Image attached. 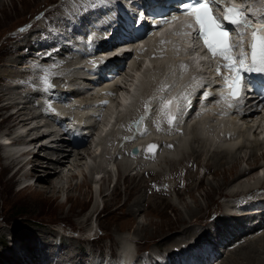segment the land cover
Returning <instances> with one entry per match:
<instances>
[{"label": "rangeland", "instance_id": "rangeland-1", "mask_svg": "<svg viewBox=\"0 0 264 264\" xmlns=\"http://www.w3.org/2000/svg\"><path fill=\"white\" fill-rule=\"evenodd\" d=\"M66 1L70 3V0L0 1V76H3V80H0V92L4 91L6 96L3 97V95L0 94V97H2L0 99V135L13 130L12 124L15 123H13L14 119L8 120V114H10L9 111H11L12 108H9L10 110L1 109L4 103H10V100L15 99L13 102L18 103L20 108H22L24 105L23 103L28 100L29 102H26L28 111H24L28 116H32L31 114L33 112L34 115L38 110V114L42 112V118H46L44 114L50 117V115L45 112L46 108L42 110L41 107L40 110L36 106L38 103L42 104L43 102L46 107L47 105L51 106L50 102H48V98L50 95L55 94L51 92L53 91L54 84L50 83L51 87L47 89L44 88V84H39L40 87L44 88L43 90L45 93H47V91L49 93L42 98L35 96L32 88L28 89V91H23L19 86L22 85L20 81L25 80V78H29V80L34 82L33 84L37 86V84L40 83L39 80H41L40 76L49 71L45 68V65H50L52 74L55 76L60 75L62 79H66L64 77L66 72L59 70V67L47 62L46 58L50 59V56L55 64H59L61 62V55L53 56L52 53L49 55L48 51L52 50V52H54L57 51V48H60V51L65 52L64 49H67L68 46L65 43H61L65 34L68 33L69 35L71 32L77 33L80 27L85 29V26L82 24L84 21H80V17L76 21V26V23L72 22V19L62 16V14L64 13L72 17H77V15L73 14L74 8L80 12L85 10L82 1L86 0H77L76 3L71 6L68 5ZM98 1L99 0H92L91 4H95L96 7L98 5V8H100V5L97 4ZM42 10L44 11L37 15ZM44 12H49L45 20L42 19ZM34 16L35 18H33ZM95 16H99L98 11L93 9L85 10L84 18H94ZM30 20L32 22L27 26L26 23ZM33 20L38 21L29 28V26L34 23ZM89 22L90 21L86 19V23L89 24ZM75 38L76 37H74V39ZM64 57L65 56H62V61L65 59ZM19 60L20 62H17ZM61 67L63 68V66ZM137 68H139V65H137ZM157 71H159V69H157ZM160 72H158V74L162 76ZM17 73L20 75L15 76ZM143 79L144 78H142L140 83L142 85L144 83L143 87L145 85L146 88L149 87L147 83L148 80L145 78L143 81ZM155 80L156 78H151V81ZM58 85V88L62 87L60 89H64L63 84ZM143 90L146 92L149 89ZM21 92H23V94ZM110 98L111 97L108 95L107 99ZM36 99H39V102H36ZM55 99L56 97L54 96L53 100ZM101 100L103 99L101 98L100 101ZM49 109L51 110V108ZM114 113L115 115H120L119 111ZM45 121L47 120L43 119L37 123H43ZM168 121L169 116L165 115L163 123L158 127V131H160L159 129L165 128L164 141L166 142V144H164L165 142L161 143L162 147L159 146V149L164 150L163 148H169V145H171L173 147L171 149L172 151L176 148L175 145L178 143V140L170 136L169 130L172 128L175 129V126H173L174 122L170 124ZM121 125H124L125 131L129 126L126 122H122ZM143 126L145 127V131ZM143 126L135 132L132 130V137H134V139H138V137L142 138L147 135V125ZM155 129L157 128L155 127ZM129 130H131V128H129ZM131 134L130 132L129 135ZM187 134H189L192 140L189 131ZM115 135L116 132L113 133V136ZM147 136L149 138L151 135ZM177 136H179V134ZM187 137L188 135L186 138ZM155 139L157 138H149L146 142L148 144L143 143L145 146H148L149 144L155 143ZM201 143L192 140V144H196L194 148L191 149L194 150V155L189 154L188 151L182 152L178 149L179 152L176 150L174 154L168 153L166 154L167 156H162L154 168L149 167L146 169L141 162H138V172L137 169L131 165L125 153H123L125 155L124 158L119 154L120 157L116 156L113 160L112 154H108V151H106L107 153L104 151L105 154L103 156L106 155L104 158L103 156H96V161L93 159L94 157L90 158V161L93 160L94 163L93 161L91 162L96 165V167L91 168L88 164H82L85 170L84 172H87V178L84 182L81 176L74 180H67L66 178L67 181L63 183V186L60 188L61 192L58 194L53 192L50 193L46 188V190L41 192L43 187H47L48 181L46 180L39 182L40 184H38V187H30L34 189L24 190L25 188H22V190L20 187L23 184L22 177H24L23 174L26 170L24 169L19 172L20 174L14 175L17 172L15 169L16 166L14 167L13 164H10L5 155H3L2 146L0 145V264L9 262L6 261L5 258H10L9 253L11 254L13 251L17 250V243H13V238H16L19 233L23 232L28 235L23 238L18 237L19 239L30 240L38 244L40 240L38 239V242L36 236L41 234V236L45 237L41 238V240L45 243L46 252L44 253V257L46 258V254H48L50 258L51 256L53 257L56 248L59 252L66 250V254L71 260L70 264H81V262L88 259L89 256L95 259L98 256L100 262H103L102 264L115 262L116 257L114 255H116L120 245L126 242L127 239H133L132 241L128 240V243L132 244L131 246L135 253L134 259L136 264H163L162 261L166 259L169 260L168 264H176L168 254H172L175 248H182L183 244L187 242H181L180 245H175L173 248L167 249L168 246L166 241L168 242L170 238L174 239L180 236V234L182 235L183 231L187 228L196 231V235L192 237L194 239L197 235L201 234L204 229L217 223L224 232L228 234L230 232V235L233 236L231 233H233L234 227L228 226L231 220L226 224L222 223L223 220H221V218L224 216V214H222L223 208L232 212L236 211L234 210V205L239 207L240 202L248 198L251 193L242 195L243 197H238L236 195L238 193L232 194V192H235L240 186L238 184V187H236L235 182L241 180L243 177L240 176L241 174H236V172L229 173V171L225 170L232 168V165L221 169L217 157L211 159L209 155H207V150L204 148V145ZM200 144L201 150L197 148ZM36 146L38 148L40 144ZM128 148L129 144L126 146L127 150ZM19 149L23 151L25 148L20 147ZM30 149H32V147L27 148V150ZM109 149L112 150V147H109ZM242 150H245L242 157L246 156V161L249 160L250 150ZM43 153L42 151L40 154L42 155ZM145 154V157L156 160L155 155L158 156L160 153L157 151L154 156H151L148 155L146 151ZM241 154L242 153H239L240 156ZM224 155L225 154L216 156L223 157ZM259 155L261 156L259 160L253 161L251 164L254 165V168H259L264 162L262 150L259 151ZM169 157H174L175 159L170 161V159H168ZM36 158L35 160H38V157ZM83 162L86 161L83 160ZM98 162H100V164ZM253 167L248 166L246 162L242 164V168L246 170H250ZM37 168L40 169V167L36 166V169ZM98 170L104 172H102L103 174L100 173V176L105 175L104 178H107V182L104 184L101 182H96V184L92 183V181H94V174ZM80 171L82 172V169L77 172L81 173ZM92 171H94L92 174L93 176L90 175ZM253 172H255V170ZM66 173L67 172H65V174ZM137 173H139V177ZM38 174L44 176L42 172H38ZM203 175L206 178L202 180V185L199 186V180L203 178ZM97 179L98 178L95 177V180ZM34 180H38L37 175L34 177ZM250 184L252 185V182L248 183V185ZM221 185H224L223 189L221 188L222 191L213 193V191L218 190ZM98 190L100 192L99 195L97 194ZM253 191L251 190V192ZM69 198L72 199L70 200ZM231 206H233V209ZM139 207L142 211L135 214L136 212L134 210H137ZM189 207L193 209L200 207L199 211L201 209H203V211L201 210L202 212L198 214L197 217L190 219L191 212ZM95 209L97 212L94 214L96 211ZM213 214L217 215L216 219H210ZM243 214L244 212L240 213V215ZM249 215H247V217H253L252 214ZM182 217H185L186 220H183ZM196 220H199V222L196 223ZM262 221L258 228L251 227L253 223L251 221V223L248 222L246 228L248 227L247 229L250 231H247L246 234L248 235L259 229L262 230L261 233L264 232L261 226ZM255 222L257 223V220ZM139 225H141V228L138 229ZM223 225L224 229L222 228ZM209 229L212 231L214 230L212 227H209ZM257 234L260 235L257 232L252 236H256ZM247 235L243 237L244 240L247 238ZM57 236L64 237V242L62 243L63 247L61 249L58 248V243L57 246L54 245ZM139 236L142 238L146 237V239H139ZM249 236L251 235H248V238ZM192 238L188 240L190 241ZM242 240L243 239L239 241ZM221 250L222 253L227 251L225 248ZM16 253L21 259L25 256L24 253L17 251ZM164 253L165 255H163ZM228 253L229 252H227L225 259ZM58 259H63L60 263L65 264L64 260L66 256L58 257ZM217 259H215V261ZM11 261H13V259H11ZM118 262L120 263V261H117L116 264H119ZM178 262H180V259H178ZM219 263L220 261L215 264ZM227 264L231 263L227 262Z\"/></svg>", "mask_w": 264, "mask_h": 264}, {"label": "bare ground", "instance_id": "bare-ground-1", "mask_svg": "<svg viewBox=\"0 0 264 264\" xmlns=\"http://www.w3.org/2000/svg\"><path fill=\"white\" fill-rule=\"evenodd\" d=\"M86 1L92 3V0H86ZM257 2H258L257 0H251L249 3V8L254 9L256 7ZM259 4H264V0H260ZM98 7L99 6L97 5V8ZM259 8L261 11V6ZM261 15L262 13L260 12V16ZM87 20L90 21L89 19ZM117 31L118 33H121V34L126 33L124 30H122V28ZM112 35L113 33L111 32L110 37ZM106 37H109V36H106ZM180 41H183L182 38L180 39ZM176 44H177L176 42H170L164 46L165 49L156 50L158 52L159 57H157L153 61L150 60L148 56H146V58H144L143 60L148 59L149 62L153 65V72L146 70L145 72L147 73L145 72L142 73L140 69L137 68L136 70L135 69L130 70L129 73H124L125 71L121 70L117 75H114V74L110 75L109 74L110 72L106 73L105 70H102L99 67L93 65L91 81L83 80L84 76H86L83 73L81 74L78 73L79 78H73L67 81V79H62V77H60V79L57 78L54 74L51 73L52 70H50V65H45V68L49 70L47 71L49 83L54 84L53 91L51 92L55 94L50 95L48 98V102H50L51 106L47 105L46 107L44 102L42 104L38 103V105L42 107V110L46 108L45 112L49 114L50 117L49 116L47 117L44 114L46 118H42L41 117L42 112L41 113L39 112L40 114H38V110L34 114L35 116H38L37 118H35V116L33 115L34 113L33 111H32L33 113L31 114L32 116L26 115V113L24 112L25 110L28 111L26 102L23 103L24 105L22 108H19L18 103L13 102L15 99L10 100L12 103H15V104H12L11 102L6 103V104L4 103V105L1 108L3 110H10L9 108H16L14 112H11L10 114H8L9 118L7 117L8 120L14 119L13 123L14 122L15 123L12 124L13 130L0 135V138L3 140V143L5 145V150H6L5 157L10 162V164H13L14 167L15 166L18 167L17 172L14 175L20 174L19 172L24 169L26 170V172H24L23 174L24 177H22L23 184L27 183L29 180H33L36 175L38 176V180H36L33 184L23 187V189L24 188H25L24 190L34 189L30 187H38V184H40L39 182L46 180L48 181L47 187H43L41 192L47 189L50 191V193L53 192V193L58 194L61 192V189H60L61 186H63V183L67 181L68 179L74 180L81 176L84 182L87 178V175H86L87 172H84L85 170L83 169L82 164L84 163L86 165L88 164L91 166V168L96 167V165L93 164L94 161L91 160L93 161V163L90 161V158H92V155L91 156L87 155L84 158L85 153L88 152L89 147H90V145L84 146V143H87L89 140L93 141L94 147H95L94 149L95 152L93 155L94 160L96 157V152H98L99 150L102 149L103 151L106 152L107 150L111 149V148L109 149V141L107 138L113 136L114 131L113 129H110L108 126L109 120L115 116L114 112L119 111L122 105L131 101L132 100L131 98L133 97L130 91L126 89H118L116 86V83L118 81L125 79L129 82L128 87L132 88L133 81L136 78H140V81L142 80V78L144 79L146 78L148 80L147 82L149 85V87H147L149 89L147 91L148 93L154 89L156 90V88L161 86L160 90L158 91L155 97L156 100L154 101V107L151 108L150 114L147 118L148 122L145 124V126L147 125L146 126L147 135H151V130H152L151 123L153 125H160L161 123H163L161 121L163 119L161 113H159L161 119L157 118L156 120H154V117H156L157 115V109L160 112V107L157 106V103H163L164 101H166L165 99H168V95L174 89L178 87L179 88L178 91L182 92L181 98L184 100V97H188L189 101L186 103L184 100L183 108L184 107L185 108L184 109L182 108V110L176 115L175 120H174L173 126H175V129L172 128L169 130L170 136L175 137L174 139L178 140L177 141L178 143H176L175 145L176 148L170 151V153L174 154V152H176V150L178 151L179 149L182 152L188 151L189 154L194 155L193 154L194 150H191V149H193L194 145L196 144H192V140L195 142H200V143L202 142L201 144H203L204 148L207 150V155H209L211 159H213L214 157H217L219 161V166L221 165V169L226 168V166L230 167L232 165V168L228 170L225 169V170L229 171V173L236 172V174H241L240 176L243 177L241 180H237L235 182L236 187H238L237 186L238 184L240 186L238 189H236L237 191L235 190V192H232V194L238 193L236 195L240 197L242 195L250 193L251 190L253 191L255 189H264L263 187L264 186V162L260 165L259 168L258 167L254 168L253 167L254 165H251L253 161H258L259 157H261L259 155L260 150H262V157L264 160V138H263V132L260 131L261 122L253 121L254 119L260 116L261 112L258 111V109H256L253 112L243 117H237V116L229 117L228 115H225L224 113L215 111L214 107L213 108L211 107L210 109L200 107L198 108L200 110L199 113L196 112L197 108L195 109V107H193V111L191 112L189 108L191 106H194L195 101H199V98L203 94L205 88L204 86H202V83H200V78L197 75L198 73L192 72L196 70L188 69L189 65L194 63L193 62V60L195 59L194 52L191 51V48H189L191 53L187 52L186 49H183L181 52H175L174 48ZM118 47L123 49L124 51L127 50L128 47L132 48V46L130 45H120ZM158 48L159 46H156V49ZM64 51L65 53L68 52L67 49H64ZM106 51L107 50L105 49L101 52H98L97 54L103 53L102 56H104L107 60V56H111L112 58L115 56L116 53L120 52L118 49H113L105 53ZM175 54H177V56H174ZM120 56H116L112 60L113 61L119 60L121 58ZM98 59L99 61H101L99 65L103 66L104 63L102 61L101 56H98ZM17 62H20V60ZM187 62H190V64L187 65L186 64ZM131 63H133V60L131 61ZM139 66L141 68V65ZM182 67H184V69L179 71ZM157 69H159V71H157ZM158 72L162 73V76H160L161 74H158ZM16 75H20V74L17 73L15 74V76ZM2 77L0 76V80L2 79ZM40 78H41V80H39L40 83H38L35 88V90L37 91L33 89V94L37 96L38 98H42L41 96L42 93H44L46 96L49 94L48 91L47 93H45V91L43 90L45 87L43 88L39 86V84L41 85L44 84L43 80L45 78V74L40 76ZM151 78H156V80L151 81ZM204 78L206 79L207 82L211 81V77L208 75H206ZM58 84H63L64 89H60L62 87L58 88L59 87ZM145 86L142 88V90L147 89ZM72 87H76L78 89L83 90L82 93L84 95H82V93L80 94V92H77L76 90H73ZM199 87H202L203 89L202 90L197 89ZM0 94L3 95V97L5 96L4 91L0 92ZM108 95L111 97L110 99H107ZM143 95L144 94H142V97ZM54 96L56 97L55 100H53ZM139 97H141V95L138 96V98ZM1 98L2 97H0V99ZM101 98L103 100L100 101ZM38 100L39 99H36L35 101L39 102ZM178 102H179L178 100L176 102H173V105L170 111V113H172L171 118L174 117V112H176V106ZM49 108H51V110ZM219 108H222V107L219 106ZM134 110H135V107L133 106L132 109L129 110L127 113L119 112L123 116L120 117L118 121H122L125 118V116L130 115L132 112H134ZM43 119L47 121L43 123L42 122L37 123L38 121L43 120ZM101 119H103V123H100ZM164 129L165 128H162L161 136L164 135ZM187 131L190 132V135L192 136V140L190 139L191 137H189V134H187ZM65 133H67V135H65ZM178 134L179 136H177ZM187 135L189 138L188 137L186 138ZM124 137L125 135H121L120 139H123ZM129 137L131 136L129 135ZM139 138L140 137H138V142H136V144H135V140H133L131 142V146L141 145V143L139 142L142 140H140L141 138L140 139ZM38 144H40V146L37 148L36 145ZM164 144H166V142ZM201 144L197 146L199 150L202 149ZM149 146L150 144L148 146H145L146 148L145 152L147 151L148 155H152L150 153L151 150L148 148ZM20 147L25 148V149L22 151V149H19ZM31 147L32 149L27 150V148H31ZM159 148H158L159 153L165 150V149L162 150ZM242 149L250 150L249 160L246 161V156L242 157V155H244L245 153V150H242ZM42 151L44 153L41 155L40 153H42ZM13 153H16V155L13 156L12 155ZM239 153H242L241 156L239 155ZM222 154H225V155L223 157L216 156V155H222ZM105 156H103V158ZM36 157H38V160H35ZM174 157L173 158L169 157L168 159L172 161L176 158ZM83 160H85L86 162H83ZM146 160L150 162L151 159L149 157H146ZM243 162H246L248 166H251L253 168H251L250 170L248 169L249 171L244 169L245 167L242 168ZM98 163L100 164V162ZM36 166L40 167V169L39 168L36 169ZM80 169H82V172L81 171H80L81 173L77 172ZM254 170L255 172H253ZM38 172L44 173V176H40ZM65 172L67 173L65 174ZM102 172L103 171L98 170L94 174V181H92L93 184L94 183L96 184L97 182L95 181V176H97L100 173L101 174L104 173ZM93 173L94 171H92L90 175L93 176L92 175ZM137 175L139 177V173H137ZM104 177L105 175L99 181L102 184L107 182V178H104ZM205 178L206 177L203 175V178L199 180V186L202 185V182H203L202 180ZM249 182H252V185L251 184L248 185ZM223 186L224 185H221L219 189L214 190L213 193L222 191ZM97 194L98 195L100 194L99 190L97 191ZM250 203L253 206L258 205L264 209V196L255 198V200H251L247 204H250ZM234 206H235L234 210H236L234 212L228 211V209L223 208L222 214H224V216L221 218V220H223L222 223L224 224H226L227 222L231 220V223L228 226L234 227V231L232 230L233 233H231L233 234V236L230 235V232L229 234L224 232V230H222L217 223L209 226L215 229L217 233H219L215 235L216 240H218L219 235L220 237H222V243L220 245L224 244V248L228 249V251L224 252L223 255L222 253L219 256L215 254V256L212 258L213 264L219 261H220L219 264H227V262H230L231 264H264V232H262L260 235L257 234L256 236H252L254 233H257L260 229L256 231L252 230L253 232L251 233L249 232L250 234H248V235H251L249 236V238H248V235L246 234L247 231H250L247 229L248 227L246 228V225L248 222L251 221L253 223L251 226L253 228L259 227L260 222L264 220V210L260 211V210L248 209L250 210L249 212H245L243 215H240V212H238V209H240V207L236 205ZM231 208L233 209V206H231ZM199 209L200 207H198L197 209L195 208L193 209L192 207H189V210L191 212L190 219L197 217L198 214H200L203 211V209H201L202 211L201 210L199 211ZM134 211L136 212L135 214H137L139 211H142V209L139 207L137 210L135 209ZM96 212L97 210L94 212V214ZM249 214H252L253 217H247V215ZM183 220H186V218L184 217ZM256 220H257V223L255 222ZM198 222L199 220H196V223ZM209 227L204 229L202 233L198 235L199 236L198 239L203 238V237H208V235H210L212 230H210L211 228L209 229ZM139 228H141V225L138 226V229ZM222 228L224 229V225ZM244 234L247 235V238H245L244 242L242 244L240 243V245L237 248L231 251V245L233 246L236 242H239V240L245 237L246 235ZM27 235L24 234L23 232V233H19L18 236H16V238H13L14 239L13 243L14 244L17 243L16 251L20 253H24L25 256L21 259L19 255L16 253V251H13L12 252L13 254L11 253L12 255L9 253L10 258H5L6 261H9L6 264H23V263L46 264L50 261V256H48V254H46L47 258L44 257V253L46 252L45 243L44 241L41 240V238H45V237L41 236V234L36 236L37 241L38 239L40 240L39 244L34 243L30 240L18 238V237L23 238L24 236H27ZM195 235H196V231L194 229L191 230L190 228H187L185 231H183L182 235L180 234V236L175 237L174 239L170 238L168 242L166 241L167 246H168L167 249L173 248L175 245H180L181 242L186 243L189 241L188 239L194 237ZM235 238H238V239H235ZM139 239H146V237L142 238L141 236H139ZM128 240L132 241L133 239H127L126 242H123L120 245V247L122 246L123 251L133 250L131 246L132 244H129ZM191 240H193V238ZM211 244H215V242H212ZM227 252L229 253L225 259ZM118 257H119L118 261L121 262L122 258L120 256ZM218 257H221V258H218ZM11 259H13V261H11ZM198 259L199 258H197V256H195L193 259L187 258L186 260L184 258H181L180 262L178 263L179 264L181 263L182 264H195L196 261H198ZM215 259L217 260L215 261Z\"/></svg>", "mask_w": 264, "mask_h": 264}, {"label": "snow or ice", "instance_id": "snow-or-ice-1", "mask_svg": "<svg viewBox=\"0 0 264 264\" xmlns=\"http://www.w3.org/2000/svg\"><path fill=\"white\" fill-rule=\"evenodd\" d=\"M228 0H195L194 3H183L181 4V11L176 15H189L191 16L196 24L199 26V33L197 34L200 39L203 40L204 46L215 58L219 56L224 61V69L230 73H233L232 77H224V87L229 91L230 98L233 104L229 107H233L241 101L245 86L252 87L249 81H245V72H258L264 74V36L260 35L259 31L253 29L252 31V43L250 45V60L251 63H247L248 57L241 55L237 59L232 55L235 46L229 43L230 32L238 30L240 28H252V19L245 15L248 9L237 8V7H225L224 11V22L227 25L232 26L231 28L226 27L224 22L219 21L218 18L214 17L211 11L212 6L219 7L221 4H227ZM176 15L168 14L158 16L156 20L158 25L170 23L176 18ZM264 24V17L258 21ZM244 33L240 32L241 38ZM219 74V69H217ZM45 89L50 88L51 84L47 73L43 80ZM221 99H228V97H221ZM185 102L189 101L188 97H184ZM167 103H171L170 101ZM167 105H165L166 107ZM174 117L169 118V123L174 122ZM151 148H156L155 145H150ZM171 147V146H170Z\"/></svg>", "mask_w": 264, "mask_h": 264}, {"label": "water", "instance_id": "water-1", "mask_svg": "<svg viewBox=\"0 0 264 264\" xmlns=\"http://www.w3.org/2000/svg\"><path fill=\"white\" fill-rule=\"evenodd\" d=\"M132 153H133L134 155L138 156V155H139V149H138L137 147H134V148L132 149Z\"/></svg>", "mask_w": 264, "mask_h": 264}]
</instances>
